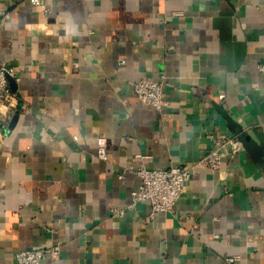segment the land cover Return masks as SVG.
I'll return each mask as SVG.
<instances>
[{"label":"crops","instance_id":"obj_1","mask_svg":"<svg viewBox=\"0 0 264 264\" xmlns=\"http://www.w3.org/2000/svg\"><path fill=\"white\" fill-rule=\"evenodd\" d=\"M40 1L0 0L20 97L0 120V264H264V0ZM220 133L242 149L197 164ZM173 165L195 167L171 212L127 208L131 167Z\"/></svg>","mask_w":264,"mask_h":264},{"label":"built area","instance_id":"obj_2","mask_svg":"<svg viewBox=\"0 0 264 264\" xmlns=\"http://www.w3.org/2000/svg\"><path fill=\"white\" fill-rule=\"evenodd\" d=\"M33 4L39 5L40 0H30ZM264 69V65H260ZM15 67L7 64H0V120L11 117L14 110L19 106V94L11 85L9 77L15 78ZM134 91L138 98L150 104L158 110L168 105L165 99L164 83L153 79L143 78L134 84ZM243 147L242 140L237 136H230L227 133H220L213 138V145L197 164L204 165L212 170H218L223 159ZM106 140L99 138L98 155L101 158L106 156ZM138 157H144L138 154ZM194 165H173L169 168H148L146 166L131 167L139 177L140 183L131 194V202L127 208H135L141 202H147L151 206V214L155 212H171L183 193L185 183L194 174ZM120 179L125 178V172L119 175ZM120 216L126 213L125 208H118ZM58 254L56 248L19 250L15 255L17 264H39L48 254ZM236 256L229 257L232 262Z\"/></svg>","mask_w":264,"mask_h":264},{"label":"water","instance_id":"obj_3","mask_svg":"<svg viewBox=\"0 0 264 264\" xmlns=\"http://www.w3.org/2000/svg\"><path fill=\"white\" fill-rule=\"evenodd\" d=\"M10 79V82H11V85L14 89H16L17 85H16V82H15V78H12V77H9ZM18 117H19V113L16 112L15 115L13 116V118L11 119L10 121V124L8 125L9 128H13L18 120Z\"/></svg>","mask_w":264,"mask_h":264}]
</instances>
